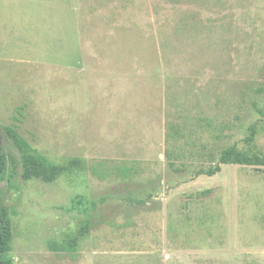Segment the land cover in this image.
<instances>
[{
	"label": "rangeland",
	"instance_id": "rangeland-1",
	"mask_svg": "<svg viewBox=\"0 0 264 264\" xmlns=\"http://www.w3.org/2000/svg\"><path fill=\"white\" fill-rule=\"evenodd\" d=\"M5 127L88 164L0 179L15 264H264V0H0V145L19 162ZM234 146L255 160L198 173Z\"/></svg>",
	"mask_w": 264,
	"mask_h": 264
},
{
	"label": "trees",
	"instance_id": "trees-1",
	"mask_svg": "<svg viewBox=\"0 0 264 264\" xmlns=\"http://www.w3.org/2000/svg\"><path fill=\"white\" fill-rule=\"evenodd\" d=\"M4 129L21 153V159L18 162L13 154L3 151L0 145V179L5 182L11 183L12 179L16 176L18 163L22 166L21 176L24 180L39 179L43 182H53L63 175L82 173L88 169L86 159L81 157H71L66 159L63 163H55L34 149L30 143L14 129L11 127H5ZM255 136L256 126L254 124L250 136L246 137L245 141H253ZM233 156L241 160H255V158L245 156L234 146L227 149L220 156L219 162L214 167L208 170L202 169L198 173L214 176L221 171V162L227 161ZM93 172L96 173L95 168ZM82 200L83 196H78L76 203L82 205ZM90 227L89 221H83L78 233L68 236L64 248L77 250V243L80 236L83 237V235L88 234ZM12 240L13 231L10 211L8 207L0 203V264H15L13 258L10 256Z\"/></svg>",
	"mask_w": 264,
	"mask_h": 264
}]
</instances>
